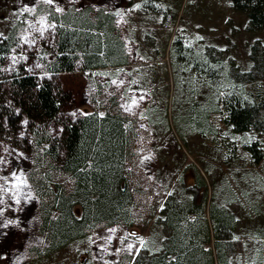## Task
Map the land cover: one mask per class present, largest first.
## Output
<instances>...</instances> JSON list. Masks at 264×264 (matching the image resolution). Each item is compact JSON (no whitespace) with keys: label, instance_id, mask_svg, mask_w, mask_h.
<instances>
[{"label":"rangeland","instance_id":"obj_1","mask_svg":"<svg viewBox=\"0 0 264 264\" xmlns=\"http://www.w3.org/2000/svg\"><path fill=\"white\" fill-rule=\"evenodd\" d=\"M85 11L90 17L78 16ZM62 16L74 27L103 25L106 58L127 62L58 75L75 101L77 117L88 115L82 111L88 107L99 118L121 119L126 166L120 188L129 196L127 215L112 208L117 196L106 189L109 179L100 176L102 192L90 209L105 222H90L80 237L48 250L42 204H55L60 193L67 194L71 178L42 168L22 148L0 144V264H81L83 255L84 264H145L166 236L172 242L173 231L162 227L171 217L161 214L171 195V212L191 196L210 224L215 215L233 226L219 229L232 238L228 254L217 255L215 242L209 245L217 264H264V30L250 32L247 17L230 0H0V38L13 31L24 49L8 57L10 72L24 60L30 73L43 74L42 45H53L59 23L53 19ZM203 71L209 76L205 82L214 83L203 82ZM247 75L244 91L249 105L255 104L248 130L230 131L223 100L209 111L206 127L216 90ZM118 121H106V156L114 150L108 144ZM255 141L257 155L262 153L258 163L245 147ZM191 167L206 181L202 195L182 181ZM47 173L50 190L43 197L36 179ZM71 200L66 195L64 202ZM76 205L82 216L75 218L83 221L86 210L80 203L72 208ZM57 214L53 209V219ZM198 224L203 226L193 221L184 226L186 240L199 231ZM132 227L140 235H131Z\"/></svg>","mask_w":264,"mask_h":264},{"label":"trees","instance_id":"obj_2","mask_svg":"<svg viewBox=\"0 0 264 264\" xmlns=\"http://www.w3.org/2000/svg\"><path fill=\"white\" fill-rule=\"evenodd\" d=\"M230 3L234 10L247 17V28L250 32L264 30V0H230ZM100 13L110 16L108 13ZM78 16L90 17L87 11ZM53 20L59 22L54 43L52 46L43 44L40 53L44 75L30 73L24 60L19 61L10 72L8 57L12 54L20 55L24 49L21 46V39L13 31L4 39L0 38V144L16 149L22 148L35 158L38 165L42 164V168L54 170L58 176L67 174L72 181L71 190L67 194L64 191L60 193L55 204L45 205L44 202V206L42 204L41 212L44 220L42 232L47 236L50 244L48 250L59 249L77 239L90 222L95 224L105 222L100 221L99 214L94 215L90 209V203L92 204L102 192V188L97 183L100 176L109 179L106 181L108 185L106 189L113 196H117L111 205L113 209L115 208V212L119 210L118 212L123 211L127 215L126 203L129 201V196L120 188L126 166L123 148L126 141L123 139L125 135L121 128V119L118 115L109 114L102 118L95 114L77 117L74 114L75 101L58 79V75L79 69L105 68L108 63L123 65L127 62L106 58V51L102 46L103 25L91 26L80 23L75 24L74 27V24L63 16ZM113 26L114 23H111V27ZM200 75L203 82L209 78L204 71L200 72ZM249 78L248 75L236 78L237 82L233 86L216 90V104L211 106L204 118L206 127L209 111L215 109L223 100L229 112L227 121L230 131L238 134L248 130L255 116V104L253 102V105H249L251 97L250 95L248 97L244 91L245 84L242 81ZM210 80L211 82L205 83L210 85L215 81L212 78ZM110 120H119V130L110 137L108 146L114 150L106 156L107 154L103 152L104 147H107V142L104 141L105 124ZM257 143L255 141L253 146L245 144L256 163L262 159L261 152L257 155V152L261 151ZM48 176L49 173L45 174L42 181L36 179L37 188L40 189L43 197L50 190L45 182V177L47 179ZM197 179L198 186L206 190L205 179L199 175ZM66 195L72 198L70 203L64 202ZM171 200L172 195L168 197L161 214L168 212V216L171 217L162 227L173 231L172 242L169 244L170 238L166 236L145 264H217L213 248L209 245L215 242L217 255L228 254V243L232 238L221 233L219 229L220 226L222 229L226 228V224H231L227 223L225 217H215V215L211 217L210 224L206 210L201 208L198 201H193L191 196L190 199L181 198V202L172 208V212ZM74 203H80L85 208L86 219L83 221L75 218L72 208ZM53 209L58 212L56 219L52 217ZM61 218H64L65 225L62 222L60 224ZM191 221L203 224V226L198 224L197 228L203 231V236L196 231L191 235L188 234V241L187 234L181 232ZM216 224L219 228L215 227ZM229 228L233 230L232 225Z\"/></svg>","mask_w":264,"mask_h":264},{"label":"water","instance_id":"obj_3","mask_svg":"<svg viewBox=\"0 0 264 264\" xmlns=\"http://www.w3.org/2000/svg\"><path fill=\"white\" fill-rule=\"evenodd\" d=\"M82 111L85 113V114H90L92 113V110L88 107H84L82 109ZM182 181L185 185V187L187 189H191L193 188L196 183H197V177H196V171L193 167L189 168L188 170H186L183 174H182ZM73 214L75 215V217L77 218H81L82 216V209L79 205H76L74 208H73ZM129 233L133 236H138L140 235L141 231L136 228V227H132L130 230H129ZM86 261V256H81L80 257V263L81 264H84Z\"/></svg>","mask_w":264,"mask_h":264},{"label":"flooded vegetation","instance_id":"obj_4","mask_svg":"<svg viewBox=\"0 0 264 264\" xmlns=\"http://www.w3.org/2000/svg\"><path fill=\"white\" fill-rule=\"evenodd\" d=\"M190 190H192V191H194V194L196 195V194H200V195H202L203 193H204V188L203 187H201V186H198V179H197V183H196V185L193 187V188H191Z\"/></svg>","mask_w":264,"mask_h":264},{"label":"snow or ice","instance_id":"obj_5","mask_svg":"<svg viewBox=\"0 0 264 264\" xmlns=\"http://www.w3.org/2000/svg\"><path fill=\"white\" fill-rule=\"evenodd\" d=\"M49 2H51V0H49Z\"/></svg>","mask_w":264,"mask_h":264},{"label":"bare ground","instance_id":"obj_6","mask_svg":"<svg viewBox=\"0 0 264 264\" xmlns=\"http://www.w3.org/2000/svg\"><path fill=\"white\" fill-rule=\"evenodd\" d=\"M86 91V90H85Z\"/></svg>","mask_w":264,"mask_h":264}]
</instances>
